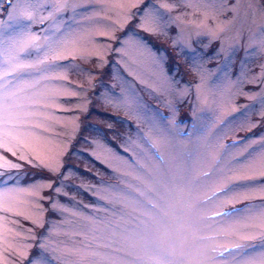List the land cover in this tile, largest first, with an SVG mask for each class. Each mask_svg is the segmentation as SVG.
Returning <instances> with one entry per match:
<instances>
[{
	"label": "rangeland",
	"instance_id": "rangeland-1",
	"mask_svg": "<svg viewBox=\"0 0 264 264\" xmlns=\"http://www.w3.org/2000/svg\"><path fill=\"white\" fill-rule=\"evenodd\" d=\"M55 2L29 0L37 47L20 56L37 67L13 110L27 159L0 149L20 165L0 177V264H122L130 244L165 231L193 253L245 245L218 264H261L264 0H67L60 12ZM149 9L155 35L140 27ZM11 10L4 0L0 22ZM149 200L166 224L144 214ZM233 208L253 211L215 215Z\"/></svg>",
	"mask_w": 264,
	"mask_h": 264
},
{
	"label": "snow or ice",
	"instance_id": "snow-or-ice-1",
	"mask_svg": "<svg viewBox=\"0 0 264 264\" xmlns=\"http://www.w3.org/2000/svg\"><path fill=\"white\" fill-rule=\"evenodd\" d=\"M4 3V0H0V5ZM67 6V0H56L53 4L55 12H60ZM131 7H136L133 3ZM9 8L12 9L8 12V21L0 22V56L5 57L0 61V149L3 152L10 153L12 156H17L19 153V159L26 160L27 157L20 151L24 141L21 139L26 133L21 129L20 121L14 118V109L20 105L17 103L19 91L18 83L22 79V74L27 69L36 68V64L24 63L21 59L20 52L27 50L31 47H37L35 44V38L28 35V24L35 20V12L37 11L30 3L29 0H15V7H13L12 0H9ZM52 15V13H50ZM158 13L153 10H147L143 12V20L140 23V27L143 31L150 35H155L160 30V24L157 20ZM130 17L126 16L125 19ZM11 29V31H9ZM49 51L56 53L59 48V38H56L52 44L48 45ZM19 49V51H17ZM43 63V61L41 62ZM48 69L45 68L44 71ZM13 77L12 80L7 79ZM13 89H16L15 91ZM0 168L4 171H0V177H5L6 172L12 169H19L20 165L11 162L7 159L3 153H0ZM50 171H56L54 167H50ZM207 175V173H205ZM264 175V174H262ZM13 177L8 176L7 179ZM15 179L19 180V177ZM251 179V177H249ZM49 183L48 187H51ZM38 187V186H33ZM242 187H254V185H244ZM2 191V190H0ZM58 191V189H57ZM220 192L225 197L229 196V193H233L231 199L239 200L248 198L249 193L237 191L231 187L225 186L220 189ZM143 195V193H139ZM213 197L219 198L217 193H213L212 197H208V200H212ZM151 205L150 209H146L145 213L157 225L166 224V217L168 216L167 210L162 204L158 202L148 201ZM5 211L8 209L5 208ZM152 210H159V214L153 213ZM247 211L249 214L253 211L248 209H236L233 208L228 212H216V216H222L230 218L234 216H241L242 213ZM39 214H37L38 217ZM34 223L43 226L40 220L37 218ZM150 231V230H148ZM241 240L255 239L253 236H241ZM193 245L189 242L186 235L177 232L173 235L170 231L154 235H145L139 240L129 245V250L126 252V257L131 259H124L122 264H218V257L225 258V253L229 256L235 255L236 250L242 249L245 245L237 243L232 248H225L223 251L217 253V255H210L209 250L196 249L193 253ZM120 250V249H118ZM211 253H216V249L212 248ZM194 255V259H186V256ZM31 264V261H30ZM39 264H48L44 259H41ZM245 264H256L255 260L245 261ZM264 264V261L261 262Z\"/></svg>",
	"mask_w": 264,
	"mask_h": 264
}]
</instances>
